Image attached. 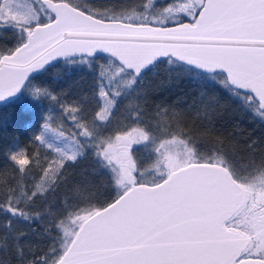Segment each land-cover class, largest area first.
<instances>
[{"label":"snow or ice","instance_id":"1","mask_svg":"<svg viewBox=\"0 0 264 264\" xmlns=\"http://www.w3.org/2000/svg\"><path fill=\"white\" fill-rule=\"evenodd\" d=\"M54 69L89 85L64 103ZM22 92L72 123L5 152L0 264H264V137L230 118L264 126V0H0V103Z\"/></svg>","mask_w":264,"mask_h":264},{"label":"trees","instance_id":"2","mask_svg":"<svg viewBox=\"0 0 264 264\" xmlns=\"http://www.w3.org/2000/svg\"><path fill=\"white\" fill-rule=\"evenodd\" d=\"M75 3L79 4H90L94 0H74ZM57 70L48 73L41 77L36 83L44 84L49 87L54 95L58 99H62L64 103H69L71 96L75 95L76 92L86 89L89 85V78L84 77L81 79L80 75L64 76L62 73L59 77L56 75ZM153 79V78H150ZM189 90L187 82L179 83L170 90L159 94L158 100H166L171 103L177 95H182L185 91ZM25 106H31V110H27ZM61 109L59 108L56 101L43 100L39 103L34 102L30 96L22 93V96L14 101H7L0 103V168H3L5 161V152L12 146L15 141H19L21 146H27L29 148L35 147L29 143V137L37 130L42 115L51 114L53 117V129L63 126L65 132L71 128V121L67 120L62 116ZM238 125L239 129L243 132V138L251 137L257 142L264 137V126L262 122L254 120L251 117L240 116L238 119L235 115L230 117ZM38 151L42 155L51 158L55 154L52 153L46 147H40ZM14 173L9 170L8 179H15ZM25 183L30 182L29 180L24 181ZM3 217H0V221ZM3 247L2 241H0V248ZM2 255V253H0Z\"/></svg>","mask_w":264,"mask_h":264},{"label":"water","instance_id":"3","mask_svg":"<svg viewBox=\"0 0 264 264\" xmlns=\"http://www.w3.org/2000/svg\"><path fill=\"white\" fill-rule=\"evenodd\" d=\"M22 93H23V92H22ZM22 93H21L18 97H16V98H10L8 101H14V100L19 99V98L22 96Z\"/></svg>","mask_w":264,"mask_h":264}]
</instances>
